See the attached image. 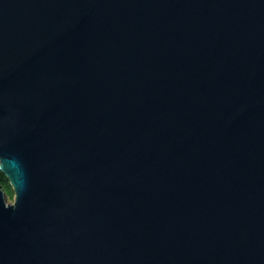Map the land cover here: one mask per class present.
Returning <instances> with one entry per match:
<instances>
[{
	"label": "water",
	"instance_id": "water-1",
	"mask_svg": "<svg viewBox=\"0 0 264 264\" xmlns=\"http://www.w3.org/2000/svg\"><path fill=\"white\" fill-rule=\"evenodd\" d=\"M0 264H264V0H0Z\"/></svg>",
	"mask_w": 264,
	"mask_h": 264
},
{
	"label": "trees",
	"instance_id": "trees-1",
	"mask_svg": "<svg viewBox=\"0 0 264 264\" xmlns=\"http://www.w3.org/2000/svg\"><path fill=\"white\" fill-rule=\"evenodd\" d=\"M0 185L4 190V192H6L7 194H11L12 188L9 184V181L1 172H0Z\"/></svg>",
	"mask_w": 264,
	"mask_h": 264
},
{
	"label": "rangeland",
	"instance_id": "rangeland-1",
	"mask_svg": "<svg viewBox=\"0 0 264 264\" xmlns=\"http://www.w3.org/2000/svg\"><path fill=\"white\" fill-rule=\"evenodd\" d=\"M5 194H6L5 200H6L7 204H13V202H14V192H13V190L11 191V194H7L6 192H5Z\"/></svg>",
	"mask_w": 264,
	"mask_h": 264
},
{
	"label": "flooded vegetation",
	"instance_id": "flooded-vegetation-1",
	"mask_svg": "<svg viewBox=\"0 0 264 264\" xmlns=\"http://www.w3.org/2000/svg\"><path fill=\"white\" fill-rule=\"evenodd\" d=\"M0 187H1V185H0ZM1 189H2V187H1ZM3 190V189H2ZM4 191V190H3Z\"/></svg>",
	"mask_w": 264,
	"mask_h": 264
}]
</instances>
